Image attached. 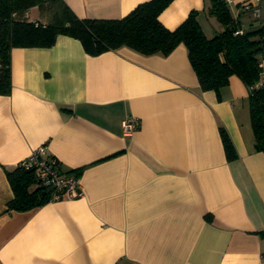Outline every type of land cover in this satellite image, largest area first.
I'll return each instance as SVG.
<instances>
[{"label": "crops", "instance_id": "crops-1", "mask_svg": "<svg viewBox=\"0 0 264 264\" xmlns=\"http://www.w3.org/2000/svg\"><path fill=\"white\" fill-rule=\"evenodd\" d=\"M59 1L79 19H120L149 0ZM212 1L173 0L160 22L174 30L197 11L212 38L224 30L208 14ZM25 15L49 20L37 7ZM239 20L247 29L252 18ZM10 58L11 92L0 95V264H264V153L238 77L219 97L201 91L184 45L167 56L126 47L92 56L59 35ZM128 117L140 125L125 137ZM42 145L62 173L80 175L82 196L8 210L5 171Z\"/></svg>", "mask_w": 264, "mask_h": 264}, {"label": "trees", "instance_id": "trees-1", "mask_svg": "<svg viewBox=\"0 0 264 264\" xmlns=\"http://www.w3.org/2000/svg\"><path fill=\"white\" fill-rule=\"evenodd\" d=\"M172 1L140 3L120 19H79L59 0H0V95L11 92V50L48 48L59 35L80 41L85 52L92 56L123 47L145 56H167L184 45L201 91H214L219 97L231 76L238 77L248 87L254 147L264 153V89H254L260 79L258 63L264 26L251 28L252 20L249 28L243 29L241 14L234 15L230 7L213 0L208 14L224 27L223 32L208 38L197 11H191L177 28L169 30L160 22V15ZM36 7L48 13L46 24L25 17L27 11ZM220 135L226 158L234 160L236 153L229 136L223 129ZM5 173L14 194L8 210L25 212L49 203L50 191L37 186L32 171L17 165Z\"/></svg>", "mask_w": 264, "mask_h": 264}, {"label": "built area", "instance_id": "built-area-1", "mask_svg": "<svg viewBox=\"0 0 264 264\" xmlns=\"http://www.w3.org/2000/svg\"><path fill=\"white\" fill-rule=\"evenodd\" d=\"M48 1V0H42ZM230 8H239L238 14L249 15L252 20L261 18V5L264 0H220ZM239 32H236L238 34ZM260 79L254 89H264V43L258 63ZM137 118L128 117L121 122L122 135L132 136L139 128ZM18 167L32 171L38 187H46L50 191L49 202L73 200L82 196V182L76 173L64 174L60 171L58 162L48 156L47 145L39 146L27 158L18 163Z\"/></svg>", "mask_w": 264, "mask_h": 264}]
</instances>
